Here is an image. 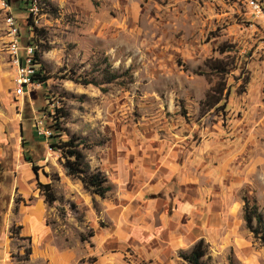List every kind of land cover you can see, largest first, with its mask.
Masks as SVG:
<instances>
[{
	"label": "rangeland",
	"instance_id": "1",
	"mask_svg": "<svg viewBox=\"0 0 264 264\" xmlns=\"http://www.w3.org/2000/svg\"><path fill=\"white\" fill-rule=\"evenodd\" d=\"M8 1L0 8V264H189L182 255L200 238L201 264H264V244L242 217L245 195L264 216V0L259 13L242 0H35L29 14L48 79L24 95L14 91L5 15L23 39L30 20L24 2ZM84 76L95 83L82 84ZM222 83L225 100L203 111L205 92ZM55 106L60 137L89 144L80 149L105 176L104 196L66 174L59 151L38 137L36 126L51 123L42 110ZM182 202L192 218L176 220L184 233L170 251L156 217L173 229L168 218ZM38 211L35 231L27 218Z\"/></svg>",
	"mask_w": 264,
	"mask_h": 264
},
{
	"label": "trees",
	"instance_id": "2",
	"mask_svg": "<svg viewBox=\"0 0 264 264\" xmlns=\"http://www.w3.org/2000/svg\"><path fill=\"white\" fill-rule=\"evenodd\" d=\"M25 4L26 0H21ZM27 9V6L26 8ZM28 21L30 20L27 35L21 37V31L19 30V36L21 37L22 43H34L37 47L34 50V59L37 65V71L34 75V78L37 79L41 84L45 83L48 79V76L45 74V69L42 64L41 56V44L39 43L38 30L31 22L30 14L27 11ZM17 23V20H16ZM214 69H217L222 73L223 66H214ZM219 73V74H220ZM117 78L115 73H111L108 76V81H113ZM84 85L95 83L93 80H88L85 76L79 80ZM226 89V94L228 93V87L223 83L209 91H206L204 98L200 101V108L205 111L210 108H218L220 106L219 100L224 99L221 96L222 92ZM221 96V97H220ZM225 100V99H224ZM222 100V101H224ZM218 103V104H217ZM206 108V109H205ZM45 109V108H44ZM42 110L48 114V117L51 119V123L46 126L51 131L49 138V146L53 150H58L62 167L66 174H69L77 179H79L82 185L91 190L93 193H96L100 196H104L105 193L109 190V185L106 183L105 176L97 170H92L89 168L87 162L84 160V155L81 151V147H89L88 143L85 142L83 138L71 136L67 139H62L60 137L62 128L59 126V120L61 118L60 108L55 106L52 112L48 110ZM42 138L41 136H38ZM44 139V138H43ZM26 161H31L30 156L24 155ZM33 170L36 171V166H32ZM41 190L45 200L51 202L55 199V196L52 192V189L49 184H40ZM243 203V220L245 223L246 229L252 233L253 237L259 241V243L264 244V216L258 209L253 198L249 199L246 195L242 198ZM206 252V243L202 238L198 239L191 249L182 255V257L189 264H201V258Z\"/></svg>",
	"mask_w": 264,
	"mask_h": 264
},
{
	"label": "built area",
	"instance_id": "3",
	"mask_svg": "<svg viewBox=\"0 0 264 264\" xmlns=\"http://www.w3.org/2000/svg\"><path fill=\"white\" fill-rule=\"evenodd\" d=\"M245 2L254 13L261 12V8L257 0H242ZM27 11L30 14L36 13V1L26 0ZM0 8L5 9V12L10 9L8 0H0ZM6 34H7V55L10 58L14 68V88L17 95H24L31 89L41 86V82L34 78L37 71V65L34 59V50L37 47L34 43L23 44L19 36V30L14 16L9 11L5 15ZM36 133L42 138H48L51 131L40 125L36 126Z\"/></svg>",
	"mask_w": 264,
	"mask_h": 264
},
{
	"label": "crops",
	"instance_id": "4",
	"mask_svg": "<svg viewBox=\"0 0 264 264\" xmlns=\"http://www.w3.org/2000/svg\"><path fill=\"white\" fill-rule=\"evenodd\" d=\"M0 121L5 122V118L4 117L3 118L0 117ZM0 141H1V136H0ZM172 169H173V171H176L177 170V166L176 165L173 166ZM179 174L181 175L182 171H180ZM185 182H186V180H185ZM179 183H181V184L184 183V178L182 177V175L179 178ZM190 211H191V204L189 202H182L181 204L179 203L177 208L173 211V218L174 219L168 218L169 219L168 221H171L169 224L171 226H173V229L171 227H167V225L164 224L166 216L163 217L162 215H160V216L156 217L157 221L159 222V226H160L158 228V230L160 232H162V231L166 232L167 238H165L163 244L170 251H171V249H173V247H175V245L178 242H180V238H181L180 236H181L182 233H184V223H183V221H182V223L181 222L179 223L176 220L177 219L181 220L180 218H183V216H185V215H186L185 217H188V214L191 217L192 213ZM224 212L226 213L227 216L231 215L228 210L224 211ZM193 215H194L193 219H195L196 216H195V214H193ZM205 217H206V214L204 215L202 220L205 219ZM40 218H41V214H39V211L34 213V214H30V215L28 214V218L27 219H28V222L30 224V227L32 228L31 225H34L33 228H35V231L40 230L41 228L43 229V224L40 222ZM218 218L222 219L220 214H218ZM198 219H199V217H198Z\"/></svg>",
	"mask_w": 264,
	"mask_h": 264
}]
</instances>
